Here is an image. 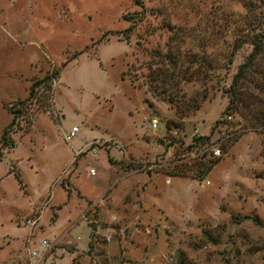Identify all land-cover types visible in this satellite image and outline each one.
I'll return each instance as SVG.
<instances>
[{
	"label": "rangeland",
	"instance_id": "1",
	"mask_svg": "<svg viewBox=\"0 0 264 264\" xmlns=\"http://www.w3.org/2000/svg\"><path fill=\"white\" fill-rule=\"evenodd\" d=\"M254 32L264 0H0V264H264V52L222 113Z\"/></svg>",
	"mask_w": 264,
	"mask_h": 264
},
{
	"label": "trees",
	"instance_id": "2",
	"mask_svg": "<svg viewBox=\"0 0 264 264\" xmlns=\"http://www.w3.org/2000/svg\"><path fill=\"white\" fill-rule=\"evenodd\" d=\"M134 2H139V0H134ZM250 43H251V49L249 53L246 55L245 59L239 63L236 67L235 72L231 76V80L229 85L227 86V91H228V101L226 105L224 106L222 113H227L230 109V107H234L235 103L233 102V98L236 97L237 95V84L239 81H242L244 79V76L248 70H250L251 66L254 64V59L256 57H260L262 53L264 52V33L263 32H254L250 36ZM163 57H165L162 61L163 67L159 69L156 72L149 73L147 76V82H148V87L153 93H157L159 95H162V97H165L168 100H171V95L170 92L167 91L165 87H162L164 83L170 82V79L173 77L177 78V75L183 71L180 74V80L183 79L182 75L184 73V68L182 65V61L174 56H169L167 54H164ZM58 71L57 69L44 72L43 75H41L38 78H35L31 81V83L28 85L27 88V95L25 98L18 100V103L22 108H26V106L31 102L32 98L34 97V88H37L41 86L42 88L44 87L45 93L48 95L51 91V79L57 75ZM160 86V87H158ZM159 88V89H158ZM158 89V90H157ZM187 102V101H186ZM194 107L196 105L192 104ZM193 106H190L189 104H183L181 108L178 109L179 113L187 112L190 108ZM8 111L11 113V117L9 121L5 124V126L2 128L1 133H0V144H7V131L8 129L12 126L13 122L17 119V116L21 112V108H14L9 106ZM248 113L249 115H253L250 109L245 110V114ZM262 118H261V123H264V112H261ZM256 120V118H254ZM224 121L223 118L221 119H216L214 121L215 125L218 122ZM213 125L211 126L210 130L213 128ZM264 128V127H263ZM209 134L207 135H194L188 145H194L196 142L199 143H204L208 140ZM236 136H233L232 140H234ZM231 141L228 142V144ZM9 142L8 144H10ZM222 151L225 150V146H222ZM212 157V158H211ZM209 158H204V159H198L193 161L187 169H191L193 172L194 177L196 178H202L206 172L211 168L213 163L216 161L215 156H211ZM167 174H172L171 172H166Z\"/></svg>",
	"mask_w": 264,
	"mask_h": 264
},
{
	"label": "built area",
	"instance_id": "3",
	"mask_svg": "<svg viewBox=\"0 0 264 264\" xmlns=\"http://www.w3.org/2000/svg\"><path fill=\"white\" fill-rule=\"evenodd\" d=\"M155 124H156V120H155L154 118H152V119L150 120V125H151L152 127H154ZM75 130H76V128H75L74 126H71L70 129H69L68 131H66V132L63 133V138H64L65 140H68V139L73 135V133H74ZM210 155H212V156H216V155H218V149H217L216 147H211V148H210ZM90 171H92V170H90ZM47 245H48V244L46 243V241H45L44 239H42V240L40 241V246H41V247H42V246L45 247V246H47ZM46 251H47V248H43L42 251H38V250H35V249L31 250V251H30L31 255H32V256L37 255V256L39 257V260H36L35 262L30 263V264H58V263H55V262H53V261H51V260H49V259L44 260V261L41 260L42 255H43Z\"/></svg>",
	"mask_w": 264,
	"mask_h": 264
}]
</instances>
